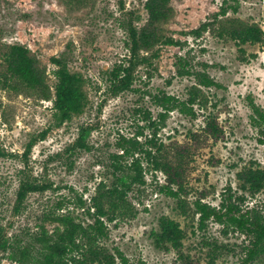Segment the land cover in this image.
Returning <instances> with one entry per match:
<instances>
[{
	"label": "rangeland",
	"instance_id": "1",
	"mask_svg": "<svg viewBox=\"0 0 264 264\" xmlns=\"http://www.w3.org/2000/svg\"><path fill=\"white\" fill-rule=\"evenodd\" d=\"M224 1L232 7L217 17ZM146 2L0 0L3 78L9 48L22 44L46 72L53 93L52 58L64 57L82 79L87 101L83 112L55 126L53 99L17 80L0 82V264H22L12 256L20 257L14 251L25 247L31 255L23 264H37L33 244L40 234L63 229L57 218L65 215L91 223L92 198L99 189L107 194L115 187L126 194L103 199L109 235L101 245L117 257L116 264H122L119 252L129 264H264V255L246 262L249 238L236 228L213 220L202 228L195 206L202 196L219 206L231 188L243 198V213L257 206L264 210V189L252 195L238 177L250 168L264 170V127L254 123L252 108L264 112V41L240 44L222 35L239 24L264 31V0H171L174 15L161 30L178 44L141 51L131 89L115 95L111 76L128 64L130 26L141 30L149 21ZM206 21L212 26L201 36L189 34ZM180 67L188 73L180 75ZM200 74L217 85H201ZM164 95L187 102L188 113L175 109L161 121L158 97ZM87 127L91 149L73 150ZM124 146L130 156H124ZM135 159L141 161L144 182L133 180ZM157 161L181 166V199L168 195L167 175L155 170ZM25 185L37 190L19 199ZM164 218L184 231L180 252L169 243L158 245Z\"/></svg>",
	"mask_w": 264,
	"mask_h": 264
},
{
	"label": "trees",
	"instance_id": "2",
	"mask_svg": "<svg viewBox=\"0 0 264 264\" xmlns=\"http://www.w3.org/2000/svg\"><path fill=\"white\" fill-rule=\"evenodd\" d=\"M231 7L227 1H224L220 11L215 15L217 17L227 15L228 9ZM146 8L149 13L147 25L141 30L134 26H130L128 29V46L131 54L128 64L122 63L111 76L110 91L115 95L131 89L133 72L139 64L141 51H151L157 45L178 44L174 38L166 36L161 30V26L169 22L174 15L171 0H147ZM211 26L212 22H203L198 28L191 30L189 34L199 37ZM222 35L229 36L240 44H255L264 41V31L257 25L239 24L234 28L226 29ZM6 62L8 74L4 76L5 85H12L11 83L17 80L30 89L40 91L45 99L54 100L55 126L63 125L65 122L70 121L75 114L84 111L87 101L83 91L82 79L77 74L71 73L68 62L64 57L52 58V62L57 66L55 71L57 84L54 93L46 84V72L40 68L39 61L31 55V50L28 47L22 44L12 45L7 52ZM179 73L180 75H185L188 72L180 67ZM4 78L0 72V82ZM199 81L201 85L207 87L217 85L206 74H200ZM195 101L194 97L190 99L191 103H195ZM158 103L163 108V112L160 114L163 122L166 120L168 113L175 109L182 113H188L187 102L179 100L175 96L164 95L158 97ZM252 108L254 111V123L264 127V112L255 104H252ZM50 129L48 128L41 134V140L46 139ZM90 134L91 128H82L72 149L75 151H89L91 149L88 143ZM36 141L38 139H34L29 143L26 155L32 150ZM131 142L134 143L133 140H130ZM123 154L124 156L131 155L129 148L126 146H124ZM147 154L151 158L152 153L147 152ZM133 166L138 170L133 180L144 182L141 161L135 159ZM155 170L162 171L167 175L168 184L165 186V190L168 195L181 199V191L183 190L181 166H176L167 161H157L155 162ZM238 177L242 182V190L248 191L252 195H256L264 189V170L250 168L240 172ZM118 180H120L124 188L130 187L126 177H118ZM175 187L178 189L176 190ZM36 190L37 187L33 185H25L19 193V199H23L27 192ZM229 191V194L222 196L219 206L204 202L205 196L195 202L197 212L200 214V226L204 228L209 221L213 220L224 225V227H234L246 234L249 238L246 262H249L264 255V210L257 206L243 213L241 208L243 198L234 196L231 188ZM125 194L126 191L119 187L109 190L107 194L102 193L101 189H99L97 195L92 198L91 202L93 204L87 212L93 221L87 225L77 222L71 215L57 218L63 229L57 228L54 232L48 234L44 232L35 239V242L39 245L36 247V243L33 244V249L36 251L34 257L37 259V264H116L117 257L101 245V240L109 235L108 228L103 220L107 215L103 206V199L105 196L124 199ZM92 209H94V213L91 212ZM158 237L159 246L169 243L172 248L178 252L181 251L184 231L178 222L164 218L161 221V233ZM6 245L4 243V247ZM14 253H19L20 257L12 256L13 259L23 264L30 257L31 250L29 247H25L15 250ZM118 257L121 259L122 264H129V260L124 254L119 252Z\"/></svg>",
	"mask_w": 264,
	"mask_h": 264
}]
</instances>
